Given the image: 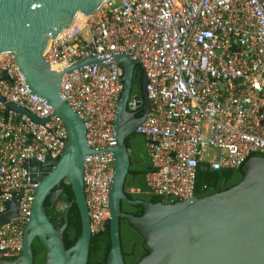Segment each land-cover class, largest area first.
Wrapping results in <instances>:
<instances>
[{
    "label": "built area",
    "instance_id": "built-area-1",
    "mask_svg": "<svg viewBox=\"0 0 264 264\" xmlns=\"http://www.w3.org/2000/svg\"><path fill=\"white\" fill-rule=\"evenodd\" d=\"M83 46L92 57L122 51L140 62L149 111L135 133L143 136L153 168L146 185L165 202L195 197L198 169L237 168L250 156L264 155V0H105L50 39L42 59L63 71L87 56ZM104 64L64 73L59 89L83 121L92 150L114 145L122 69L112 57ZM0 96L47 118L39 124L0 102V258L5 259L21 251L36 186L28 163L57 160L64 133L51 108L27 90L11 53L0 54ZM130 97L127 109L134 112L136 93ZM112 161L111 152L84 157L91 234L102 231L109 216ZM11 201L16 215L2 222Z\"/></svg>",
    "mask_w": 264,
    "mask_h": 264
},
{
    "label": "water",
    "instance_id": "water-1",
    "mask_svg": "<svg viewBox=\"0 0 264 264\" xmlns=\"http://www.w3.org/2000/svg\"><path fill=\"white\" fill-rule=\"evenodd\" d=\"M104 1L0 0V54L13 55V62L27 90L51 108L52 114L61 120L64 133L57 160L28 163L31 181L36 186L32 190L21 237L20 264H33L31 243L34 238L44 249L43 264H87L92 234L84 196L83 164L86 154L98 155L101 152H111L113 158L108 194L109 249L105 264H125L119 219L127 220L143 239L147 254L136 264H264V156L248 157L241 166V180L220 192L170 202L131 200L123 187L130 165L125 139L135 134V128L149 111L144 70L141 88L134 90L136 97H133L139 108L134 112L127 109L136 67L140 68V62L122 51L92 57L84 46L87 56L63 71L50 69L42 59V52L50 39L73 23L79 14H91ZM111 57L115 68L122 69L121 84L118 83L121 89L116 97L112 121L114 145L92 150L86 143L83 121L59 94L61 77L83 66L104 67ZM0 102H5L1 96ZM5 105L14 113L25 115L39 124L47 121V118L38 119L14 103L5 102ZM61 181L70 186L81 222L80 234L67 249L62 234L67 226L70 205L64 210L58 228L50 222L43 206L51 189ZM121 203L140 205L143 209L141 215L121 212ZM7 205L10 210L2 216V222L16 215L15 201ZM3 259L0 258V264Z\"/></svg>",
    "mask_w": 264,
    "mask_h": 264
},
{
    "label": "trees",
    "instance_id": "trees-1",
    "mask_svg": "<svg viewBox=\"0 0 264 264\" xmlns=\"http://www.w3.org/2000/svg\"><path fill=\"white\" fill-rule=\"evenodd\" d=\"M139 68V67H136ZM140 69V68H139ZM126 146L129 149L130 165L124 180L123 187L126 190L127 198L131 200H143L156 203L165 202V199L152 193L146 185L145 176L153 168L148 155L145 152V140L140 134H132L125 139ZM264 156V155H263ZM241 166L237 168L223 169L214 171L208 167L198 169L195 178L194 195L201 197L216 192L226 190L236 185L242 178ZM63 190L62 200L72 202L67 211V226L63 231L62 237L64 247L67 249L73 245L81 231V222L79 212L73 202V195L68 184L61 182ZM45 213L48 217V208L50 206L49 198L43 203ZM140 205L132 206L120 204V211L134 216L142 213ZM63 211L59 212L60 223ZM55 228L56 223L48 218ZM119 235L121 251L125 264H136L147 251L143 248V239L138 232L125 219H119ZM33 264H38V258L44 253L43 248H36L32 245ZM109 249L108 219L104 224V229L92 234L89 243V252L87 264H105L106 255ZM41 264V263H40ZM43 264V263H42Z\"/></svg>",
    "mask_w": 264,
    "mask_h": 264
},
{
    "label": "flooded vegetation",
    "instance_id": "flooded-vegetation-1",
    "mask_svg": "<svg viewBox=\"0 0 264 264\" xmlns=\"http://www.w3.org/2000/svg\"><path fill=\"white\" fill-rule=\"evenodd\" d=\"M136 69H137L136 78L133 79V83H132V90L133 91L135 89L140 90V88H141L142 70L139 68H136ZM129 149H131V147ZM61 182H63V181H61ZM61 182L59 183L58 186L51 189L50 195H49V197H51L52 201L50 202V206L48 208V218L52 219L53 222L56 223L57 228L61 224L59 212L60 211L64 212V210L67 208V206L68 205L71 206V204H72V202H67V200H62L63 190L60 186ZM49 197H46V198H49ZM61 219H62V216H61ZM32 245H34L38 249L43 248L36 238H34L32 240L31 247H32ZM19 258H20V254L9 256L8 258H5L3 260L2 264H20ZM32 259H33V256H32ZM37 260H38V262H37L38 264L44 263V253ZM32 263H33V261H32Z\"/></svg>",
    "mask_w": 264,
    "mask_h": 264
}]
</instances>
